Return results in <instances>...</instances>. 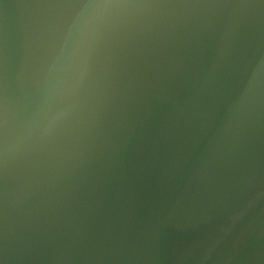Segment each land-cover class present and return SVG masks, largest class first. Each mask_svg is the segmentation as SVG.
<instances>
[{
  "label": "water",
  "instance_id": "1",
  "mask_svg": "<svg viewBox=\"0 0 264 264\" xmlns=\"http://www.w3.org/2000/svg\"><path fill=\"white\" fill-rule=\"evenodd\" d=\"M0 264H264V0H0Z\"/></svg>",
  "mask_w": 264,
  "mask_h": 264
}]
</instances>
